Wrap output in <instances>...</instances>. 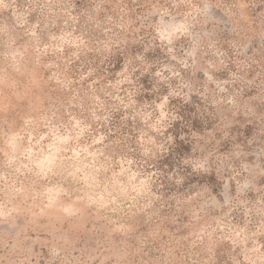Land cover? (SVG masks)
Listing matches in <instances>:
<instances>
[{
	"label": "clouds",
	"instance_id": "9594fccd",
	"mask_svg": "<svg viewBox=\"0 0 264 264\" xmlns=\"http://www.w3.org/2000/svg\"><path fill=\"white\" fill-rule=\"evenodd\" d=\"M0 264H264V0H0Z\"/></svg>",
	"mask_w": 264,
	"mask_h": 264
}]
</instances>
